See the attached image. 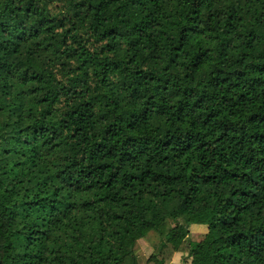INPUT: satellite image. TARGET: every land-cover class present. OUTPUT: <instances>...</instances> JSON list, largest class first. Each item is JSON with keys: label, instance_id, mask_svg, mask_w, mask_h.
<instances>
[{"label": "trees", "instance_id": "obj_1", "mask_svg": "<svg viewBox=\"0 0 264 264\" xmlns=\"http://www.w3.org/2000/svg\"><path fill=\"white\" fill-rule=\"evenodd\" d=\"M151 231L147 264H264V0H0L1 264Z\"/></svg>", "mask_w": 264, "mask_h": 264}, {"label": "rangeland", "instance_id": "obj_2", "mask_svg": "<svg viewBox=\"0 0 264 264\" xmlns=\"http://www.w3.org/2000/svg\"><path fill=\"white\" fill-rule=\"evenodd\" d=\"M186 241H200L207 232L204 224H190L188 226ZM184 242L180 250L172 253L168 264H188L189 258L186 256L187 242ZM162 243L161 236L154 231L149 232L144 238L139 239V250L125 259V264H147L149 255ZM156 253V252H155Z\"/></svg>", "mask_w": 264, "mask_h": 264}, {"label": "water", "instance_id": "obj_3", "mask_svg": "<svg viewBox=\"0 0 264 264\" xmlns=\"http://www.w3.org/2000/svg\"><path fill=\"white\" fill-rule=\"evenodd\" d=\"M0 264H1V261H0Z\"/></svg>", "mask_w": 264, "mask_h": 264}]
</instances>
